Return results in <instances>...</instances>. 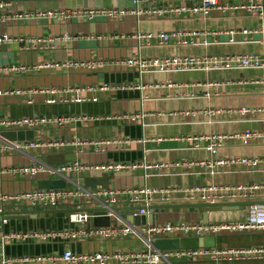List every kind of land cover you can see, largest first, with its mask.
Segmentation results:
<instances>
[{"label": "crops", "instance_id": "0c3cea01", "mask_svg": "<svg viewBox=\"0 0 264 264\" xmlns=\"http://www.w3.org/2000/svg\"><path fill=\"white\" fill-rule=\"evenodd\" d=\"M74 1L24 0L3 12L7 20L0 23V36L6 34L11 40L0 42V121L32 118L37 122L33 126L11 128L0 124V133L27 129L33 132L32 142L41 145L26 151L8 148L0 152V193L38 189V182L46 180V176L21 175L14 169L40 161L47 153H68L75 155V161L83 165L168 164L158 169L139 166L108 173L88 170L69 174L67 188L75 184L85 187L84 180L93 177L106 178L107 188L115 190L175 189L177 192L168 199L153 198L150 205L153 210L148 211L146 216L150 219L146 224L203 222L200 208L176 206L198 203L185 200L184 194L178 191L194 185H257L253 195L245 201H263L264 66L233 64L230 68L139 71L125 62L136 56L162 58L232 53L264 58L262 16L232 9H214L207 16L168 11L161 16L128 14L113 19L99 16L60 20L43 15L48 10L82 7ZM225 3L220 1V4ZM245 29L247 32H243ZM160 30L196 31V35L193 43L181 45L159 44L157 40L138 43L136 39L138 33ZM31 39L37 41L30 43ZM90 62L92 66L85 65ZM239 101L246 105H237ZM242 107H247L248 111L241 110ZM209 110L217 112L210 114ZM245 130L260 136L246 145L236 140L225 142L216 154L207 152L203 141L193 139L199 135ZM59 139L71 142L60 148L46 146ZM104 139L110 143L98 151L91 144L74 142ZM243 156L259 159L261 163L256 167L206 165L218 158ZM128 198L129 195H120L116 207L128 205ZM79 203L83 200L72 199L54 209L6 204V212H40L28 216L13 213L6 217V224H0L1 233L27 234L5 245V253L29 256L61 252L66 248L73 252L126 251L139 246L134 237L105 241L90 238L76 242L53 238V232L79 227L68 219ZM86 208L92 207L82 205L80 209ZM48 210L63 211L46 212ZM117 214L120 219H127L121 212ZM244 214V209L208 211L207 222L236 220ZM250 245H264V231L215 237L216 247Z\"/></svg>", "mask_w": 264, "mask_h": 264}, {"label": "built area", "instance_id": "2783aa9c", "mask_svg": "<svg viewBox=\"0 0 264 264\" xmlns=\"http://www.w3.org/2000/svg\"><path fill=\"white\" fill-rule=\"evenodd\" d=\"M19 1L24 0H0V23L7 20L3 12ZM221 0H132L133 7H79L66 8L58 10H48L43 15L54 17L60 20H68L72 17H82L84 19H94L95 17L117 18L128 14L143 15L146 13L161 16L168 11L182 14L191 12L194 15L207 16L214 9L221 11L232 9L233 11L243 10L245 14L251 16H262L264 14V0H224L225 4H220ZM188 4H185V3ZM146 8V9H144ZM42 14V13H41ZM247 32V30H243ZM196 31H163L138 33L136 39L138 43L157 40L159 44H191ZM11 38L2 34L0 42L10 41ZM34 43L37 40H29ZM126 64L136 67L139 71L154 68L159 71L167 69H191V68H209L224 67L230 68L231 65L241 67L264 66V58L258 55L248 54H226L219 56H171V57H153L142 58L136 56L126 59ZM93 63H85L92 66ZM84 65V64H82ZM24 69V67H22ZM106 85H103V87ZM15 92H20L16 90ZM2 92L0 91V94ZM49 102L52 100H48ZM241 110L248 111L247 107ZM217 111L209 110L208 113L214 114ZM37 119L20 118L13 120L0 121L4 127H23L33 126ZM20 130V129H16ZM260 136L254 131L245 130L241 133H212L199 135L194 140L203 141L204 148L211 154L224 146L228 141H239L246 145L249 141ZM0 152L8 148L17 151H26L31 147H36V142L20 140H8L0 135ZM68 140L59 139L53 143L47 144L48 147L60 148L69 144ZM75 144H91L95 151L102 150L110 143L109 140H98L91 142L74 141ZM44 145V144H42ZM261 163L259 159L251 157H226L218 158L214 162H208L207 166H250L256 167ZM144 168H162L167 167L164 163H108L100 165H83L76 161L66 162L60 165H51L40 160L30 165L18 166L16 170L21 175L46 176V180L63 179L65 186L69 180V174L79 173L88 170H100L108 173L110 171H119L122 169ZM257 185L248 184H203L187 187L178 190L184 194V199L190 202L210 203L220 201H245L252 196V192ZM175 189L158 188H127V189H109V188H88L75 184L71 188H38L20 192L16 194L0 193V213L6 211V204H23L27 208H49L54 209L63 205L68 200L82 199L83 203L77 204V210L69 213L70 222L79 227L71 229H62L53 232V238L60 237L62 240L76 242L90 238H97L101 241L114 240L125 237H134L139 246L129 250H97L94 252H73L66 248L61 252H49L45 254H36L29 256H10L4 251L5 245L19 237H26V233H17L15 231H0V264H190L193 262L206 264H264V245H250L245 247H198L186 249H160L155 246L154 241L162 237H207L220 234H234L243 232H262L264 231V202L254 203L245 206V214L236 220L208 221V222H167L164 224L148 223L135 225L127 219H120L118 214L111 210L118 204L120 195H129L128 205H138L141 208L133 216H146L147 208L150 207L153 198L158 196L161 200L172 196ZM264 201V200H263ZM91 206L92 208H102L106 210V216L109 218L108 226H92L91 221L95 215L92 212L82 211L81 206ZM98 216V215H96ZM7 219L1 218L0 224H6ZM37 235V234H34ZM262 261V262H261Z\"/></svg>", "mask_w": 264, "mask_h": 264}, {"label": "water", "instance_id": "95a60500", "mask_svg": "<svg viewBox=\"0 0 264 264\" xmlns=\"http://www.w3.org/2000/svg\"><path fill=\"white\" fill-rule=\"evenodd\" d=\"M70 0H67L69 2ZM77 4H81L82 7H103V6H113V7H133L132 0H75ZM74 1V2H75ZM72 2V7L75 6V3ZM69 8V6H68ZM264 19V14L262 15ZM239 106L246 105L245 103L238 102ZM0 135L8 140L20 141L27 140L32 141L34 139L33 132L27 129L23 130H9L3 131ZM75 155H69L68 153H47L41 157V160L51 165H60L66 162L75 161ZM85 187L88 188H107V179L106 178H87L84 180ZM65 181L63 179H50V180H41L38 182V188H64ZM264 201H220V202H210V203H197V204H184L176 205L180 208H200L202 211V221L207 222V212L208 211H236L243 210L245 206L262 203ZM172 206V205H171ZM141 207L138 205H126L122 207H111V210L118 213L121 212L127 218V221L135 225L146 224V220L150 219V216H133V214L139 210ZM147 210L151 212L153 207H148ZM56 212L63 210H48L46 212ZM84 211L92 212L95 215L92 219L94 226H108L109 218L106 216V210L102 208H86ZM40 210H28V211H16V212H2L0 213V218H6L11 214H22V216H28L30 214H36ZM98 215V216H96ZM155 246L160 249H186V248H198V247H214L215 246V237H162L157 238L154 241Z\"/></svg>", "mask_w": 264, "mask_h": 264}]
</instances>
